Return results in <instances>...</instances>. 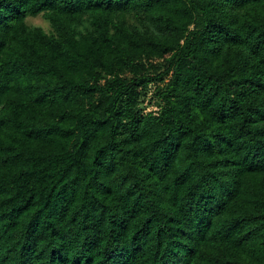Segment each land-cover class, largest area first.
<instances>
[{"label": "trees", "instance_id": "16d2710c", "mask_svg": "<svg viewBox=\"0 0 264 264\" xmlns=\"http://www.w3.org/2000/svg\"><path fill=\"white\" fill-rule=\"evenodd\" d=\"M0 264H264V0H0Z\"/></svg>", "mask_w": 264, "mask_h": 264}, {"label": "rangeland", "instance_id": "374dc122", "mask_svg": "<svg viewBox=\"0 0 264 264\" xmlns=\"http://www.w3.org/2000/svg\"><path fill=\"white\" fill-rule=\"evenodd\" d=\"M28 23L32 26H41L45 30H49V28H50L48 21L45 19V17L43 15L29 17ZM153 89L154 88L150 89L148 97L145 98V100L143 102V106L145 107V111L156 110L158 108L154 102V98H151Z\"/></svg>", "mask_w": 264, "mask_h": 264}]
</instances>
